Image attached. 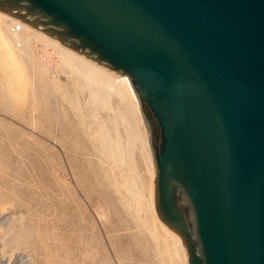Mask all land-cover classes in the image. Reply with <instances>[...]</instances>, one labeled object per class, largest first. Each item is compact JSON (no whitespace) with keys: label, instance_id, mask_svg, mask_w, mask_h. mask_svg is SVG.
<instances>
[{"label":"water","instance_id":"1","mask_svg":"<svg viewBox=\"0 0 264 264\" xmlns=\"http://www.w3.org/2000/svg\"><path fill=\"white\" fill-rule=\"evenodd\" d=\"M127 74L188 264H264V0H0Z\"/></svg>","mask_w":264,"mask_h":264},{"label":"rangeland","instance_id":"2","mask_svg":"<svg viewBox=\"0 0 264 264\" xmlns=\"http://www.w3.org/2000/svg\"><path fill=\"white\" fill-rule=\"evenodd\" d=\"M41 50L39 60L52 61L50 72L66 82L59 90L31 73L14 81L0 63V224L11 227L0 226V264H169L123 190L124 182L137 180L147 194L150 174L140 146L133 163L114 166L101 157L90 137L97 135L96 121L87 111L78 119L70 81L54 55L50 60ZM86 96L78 94L82 106ZM143 210L141 217L150 219Z\"/></svg>","mask_w":264,"mask_h":264},{"label":"bare ground","instance_id":"3","mask_svg":"<svg viewBox=\"0 0 264 264\" xmlns=\"http://www.w3.org/2000/svg\"><path fill=\"white\" fill-rule=\"evenodd\" d=\"M17 23H20L22 27L21 31L14 36L10 33V27ZM39 45L42 46L48 59L50 58L51 60V55H54L53 62L56 64L54 65L61 69L59 72L61 71L70 81L72 90L76 96V99L74 98L76 100L74 109L79 113L77 115L78 119L83 118L84 111H87L88 115L86 116H90V118L96 121L93 122L97 123V130H94L96 131L94 134L97 135L90 137L96 138L95 142L97 141L99 145L98 148L96 147V150L98 149L97 152L99 151L101 157L113 163L114 166L124 163L128 164V162L131 163L133 161L134 148L137 145L138 147L140 146L141 154L145 158L142 161L145 160L143 163L147 166L146 170L150 174L149 184L146 190L147 194L145 195V188L142 183H138L137 180V182L135 180L131 182L130 180V183L127 184L124 182L123 190H125V194L127 193L129 195L126 194L128 197L136 200V205L139 206H137L138 208L136 207V212L139 213L133 210L136 213V220L143 226V230L152 239L154 242L153 245L157 247L161 245L163 247L162 250L167 254V258H169V264H173V260L175 258L174 261H176V257L181 260L180 263L188 264L187 251L181 238L159 217L154 207V183L157 169L144 118L129 76L127 74H117L102 67L57 39L38 31L34 27L0 10V63L8 71L10 79L20 81L28 73H31V76L33 75L35 79L46 81L53 88L59 90L66 82L61 76L57 77L54 72H50L52 67L49 69L47 65L52 61L46 65L44 64L45 62L42 63L43 61L39 60L37 55ZM43 50L41 51L43 52ZM42 55L44 56V54ZM81 92L87 95V101L84 104L85 108L79 101L78 94H81ZM100 110L105 114L99 115ZM81 120L79 121L80 123ZM113 173L111 172V174ZM120 179L123 181L124 178ZM121 187H123L122 184ZM127 203L129 202H125L124 204ZM140 207H143L142 209L151 215L150 219H147L144 213H142L144 217H141L140 211L142 209L140 210ZM4 222H1V227L4 225ZM4 227V229L7 227V230L11 228L9 225H4Z\"/></svg>","mask_w":264,"mask_h":264},{"label":"built area","instance_id":"4","mask_svg":"<svg viewBox=\"0 0 264 264\" xmlns=\"http://www.w3.org/2000/svg\"><path fill=\"white\" fill-rule=\"evenodd\" d=\"M22 25L20 23L14 24L10 27V33L12 35H17L21 31Z\"/></svg>","mask_w":264,"mask_h":264}]
</instances>
